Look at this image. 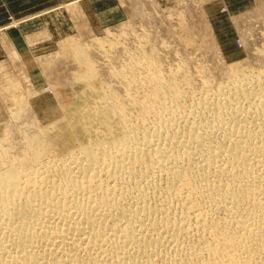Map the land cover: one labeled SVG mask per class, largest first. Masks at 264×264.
<instances>
[{"label":"bare ground","instance_id":"1","mask_svg":"<svg viewBox=\"0 0 264 264\" xmlns=\"http://www.w3.org/2000/svg\"><path fill=\"white\" fill-rule=\"evenodd\" d=\"M149 30L61 44L47 109L8 93L0 264H264V32L247 67L211 36L190 68Z\"/></svg>","mask_w":264,"mask_h":264},{"label":"rangeland","instance_id":"2","mask_svg":"<svg viewBox=\"0 0 264 264\" xmlns=\"http://www.w3.org/2000/svg\"><path fill=\"white\" fill-rule=\"evenodd\" d=\"M263 3L264 0H0V110L8 116L9 111L14 109L8 98V93L10 95L14 87L15 93L18 90V93H27L23 95L30 97L36 111L55 105L54 95L58 87L50 83L47 72L53 69L65 72L71 67L70 63L64 62L62 65L63 62L55 60V57L65 54L67 58V51L60 45L74 39L81 43L107 39V45L105 43L103 47L110 50L116 39V46L120 42V46L124 42L126 45L133 35L136 37L144 29L147 32V27L151 31L155 28L154 31H158L156 34L160 37L168 29L167 32L171 31L169 36H174L166 38L172 41H168L165 36L163 38L169 46L173 42L172 46L175 49L178 47L180 54L187 58L190 68L199 62L207 65L216 63L214 47L212 49L211 43L206 45V39H214L219 47L220 55L216 56L220 63L247 67L253 62L250 56L252 46L262 42L259 33L264 32ZM142 4L144 7L140 13L136 6ZM260 22L263 23L262 27ZM190 25L193 27L192 35L187 34ZM123 33L124 37H121ZM127 33L130 34L128 37ZM68 39L70 42H67ZM108 39L114 40L111 41L113 44L108 43ZM47 59L50 61L48 65L40 64ZM52 59L56 64H52ZM59 64L66 69L60 68ZM46 87L48 90H44Z\"/></svg>","mask_w":264,"mask_h":264}]
</instances>
